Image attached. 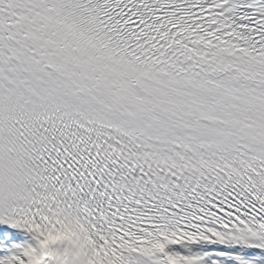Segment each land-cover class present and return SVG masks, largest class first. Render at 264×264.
Listing matches in <instances>:
<instances>
[{
  "label": "snow or ice",
  "instance_id": "1",
  "mask_svg": "<svg viewBox=\"0 0 264 264\" xmlns=\"http://www.w3.org/2000/svg\"><path fill=\"white\" fill-rule=\"evenodd\" d=\"M213 255L264 264V0H0V264Z\"/></svg>",
  "mask_w": 264,
  "mask_h": 264
},
{
  "label": "bare ground",
  "instance_id": "2",
  "mask_svg": "<svg viewBox=\"0 0 264 264\" xmlns=\"http://www.w3.org/2000/svg\"><path fill=\"white\" fill-rule=\"evenodd\" d=\"M66 232L71 233V234L70 235H58V236H56V237H59L57 239L66 238V239L71 240L72 237L75 235V232L72 229H68V230H66ZM199 250L200 251H203V250H207V249H206V246H205V247H201V249H199ZM212 259H218L219 262H224V263H228V264L230 262H233L231 255H226V256H223V257H216L215 255L210 256L209 257V264H210V262H211Z\"/></svg>",
  "mask_w": 264,
  "mask_h": 264
},
{
  "label": "clouds",
  "instance_id": "3",
  "mask_svg": "<svg viewBox=\"0 0 264 264\" xmlns=\"http://www.w3.org/2000/svg\"><path fill=\"white\" fill-rule=\"evenodd\" d=\"M71 233H68V232H66V233H63V234H60V235H70ZM56 238H59V237H56Z\"/></svg>",
  "mask_w": 264,
  "mask_h": 264
},
{
  "label": "rangeland",
  "instance_id": "4",
  "mask_svg": "<svg viewBox=\"0 0 264 264\" xmlns=\"http://www.w3.org/2000/svg\"><path fill=\"white\" fill-rule=\"evenodd\" d=\"M219 264H223V263L219 262ZM229 264H234V262H230Z\"/></svg>",
  "mask_w": 264,
  "mask_h": 264
}]
</instances>
